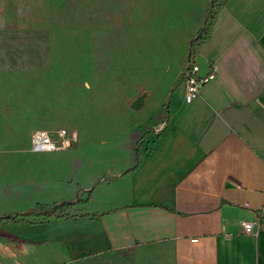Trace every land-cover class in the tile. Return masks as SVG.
Segmentation results:
<instances>
[{"label": "crops", "instance_id": "obj_1", "mask_svg": "<svg viewBox=\"0 0 264 264\" xmlns=\"http://www.w3.org/2000/svg\"><path fill=\"white\" fill-rule=\"evenodd\" d=\"M192 33L156 37L162 56L148 67L171 75L167 112L105 151L112 165L80 188L92 197L74 211L94 216L0 222V264H264V230L242 225L264 221V0H217L194 58L200 74L210 62L218 72L187 102ZM155 91L134 99L147 119ZM29 183L0 188V217L39 202Z\"/></svg>", "mask_w": 264, "mask_h": 264}, {"label": "rangeland", "instance_id": "obj_2", "mask_svg": "<svg viewBox=\"0 0 264 264\" xmlns=\"http://www.w3.org/2000/svg\"><path fill=\"white\" fill-rule=\"evenodd\" d=\"M212 1L0 0V188L30 179L34 207L87 199L80 188L112 165L105 151L167 112L171 75L148 67L162 56L156 37L184 39ZM150 87L147 119L133 103ZM60 128L77 132L72 155L31 151L34 130Z\"/></svg>", "mask_w": 264, "mask_h": 264}, {"label": "built area", "instance_id": "obj_3", "mask_svg": "<svg viewBox=\"0 0 264 264\" xmlns=\"http://www.w3.org/2000/svg\"><path fill=\"white\" fill-rule=\"evenodd\" d=\"M218 72V65L210 62V69L206 74H200V67L195 58L188 63L180 77L185 84V99L191 102L200 96L202 86L213 80ZM78 139L76 131L70 132L67 128H60L56 132L46 129H36L31 134L30 149L35 153H52L69 149ZM248 234H257L264 230V221L260 218L246 220L242 223Z\"/></svg>", "mask_w": 264, "mask_h": 264}, {"label": "trees", "instance_id": "obj_4", "mask_svg": "<svg viewBox=\"0 0 264 264\" xmlns=\"http://www.w3.org/2000/svg\"><path fill=\"white\" fill-rule=\"evenodd\" d=\"M214 0L212 1L211 7L209 11L206 14V20H205V25L204 26V31L205 35L199 34L197 37H193L192 41L190 43L189 47V57L187 60V64L193 61L195 54L197 52V48L200 44V42L206 38L209 28H210V23L212 21V16H213V9H214ZM209 23V25L207 24ZM177 84V82L174 83V86ZM144 136L138 141L137 145L141 140H143ZM105 177V175H104ZM99 182V181H97ZM89 196L87 199L82 200V199H77V200H64L62 202H55L50 205H43L39 204L28 211H25L23 213H9L6 215H3L0 217V222H24V221H29V222H42V221H50L51 219H61V218H74V217H80V216H94L91 214H76L74 213L76 209V205L80 202H89L92 197L93 193V188L88 191Z\"/></svg>", "mask_w": 264, "mask_h": 264}]
</instances>
